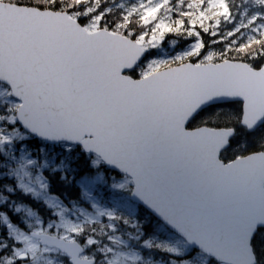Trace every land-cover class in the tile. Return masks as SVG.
<instances>
[{"label": "snow or ice", "instance_id": "snow-or-ice-1", "mask_svg": "<svg viewBox=\"0 0 264 264\" xmlns=\"http://www.w3.org/2000/svg\"><path fill=\"white\" fill-rule=\"evenodd\" d=\"M0 264H264V0H0Z\"/></svg>", "mask_w": 264, "mask_h": 264}, {"label": "trees", "instance_id": "trees-1", "mask_svg": "<svg viewBox=\"0 0 264 264\" xmlns=\"http://www.w3.org/2000/svg\"><path fill=\"white\" fill-rule=\"evenodd\" d=\"M207 23V22H206ZM197 30H199V27L197 26ZM202 36L203 38L208 41L210 39V37L207 35V34H203L202 33ZM190 40H194V38H189ZM88 163L86 162V160H81L79 162V167H80V170H81V174H84V173H89L90 172V169H89V165H87ZM84 170V171H83ZM86 170V171H85ZM79 178V177H77ZM59 187V186H58ZM71 188V189H70ZM70 188H67V187H64V188H59V190L61 191H64L67 195H70V196H74L77 192L76 188L75 187H70ZM69 189V190H68ZM74 190V191H73ZM73 191V192H72Z\"/></svg>", "mask_w": 264, "mask_h": 264}, {"label": "rangeland", "instance_id": "rangeland-1", "mask_svg": "<svg viewBox=\"0 0 264 264\" xmlns=\"http://www.w3.org/2000/svg\"><path fill=\"white\" fill-rule=\"evenodd\" d=\"M185 46H186V45H185ZM213 47H215L216 50H219L220 48L223 47V45L220 44V45H215V46H213ZM168 49H169V50H168ZM176 49H177V50H176ZM176 49H175L176 52H178V51L181 50L179 47H177ZM172 52H174V50L172 51V48H171V47L165 49V53H166V54H169V53H172ZM99 195H100L101 197H104V196H105V191H104V190H101V191L99 192Z\"/></svg>", "mask_w": 264, "mask_h": 264}, {"label": "bare ground", "instance_id": "bare-ground-1", "mask_svg": "<svg viewBox=\"0 0 264 264\" xmlns=\"http://www.w3.org/2000/svg\"><path fill=\"white\" fill-rule=\"evenodd\" d=\"M215 48V47H214ZM169 50V49H168ZM177 50V49H176ZM172 51H173V49H172ZM175 51V50H174ZM173 53V52H172ZM88 165V164H87ZM84 171V170H83ZM86 171V170H85ZM82 173V172H81ZM87 173V172H86ZM67 188H70V187H67ZM73 188V187H72ZM71 189V188H70ZM69 190V189H68ZM77 190V189H76ZM74 191V190H73ZM72 191V192H73Z\"/></svg>", "mask_w": 264, "mask_h": 264}]
</instances>
